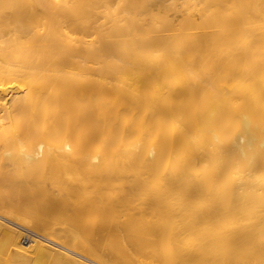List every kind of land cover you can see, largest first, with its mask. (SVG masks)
I'll use <instances>...</instances> for the list:
<instances>
[{
  "label": "bare ground",
  "instance_id": "obj_1",
  "mask_svg": "<svg viewBox=\"0 0 264 264\" xmlns=\"http://www.w3.org/2000/svg\"><path fill=\"white\" fill-rule=\"evenodd\" d=\"M0 264H264V0H0Z\"/></svg>",
  "mask_w": 264,
  "mask_h": 264
},
{
  "label": "rangeland",
  "instance_id": "obj_2",
  "mask_svg": "<svg viewBox=\"0 0 264 264\" xmlns=\"http://www.w3.org/2000/svg\"><path fill=\"white\" fill-rule=\"evenodd\" d=\"M26 233H28V235H31V234H32L31 232H27V231H26ZM30 233H31V234H30Z\"/></svg>",
  "mask_w": 264,
  "mask_h": 264
}]
</instances>
